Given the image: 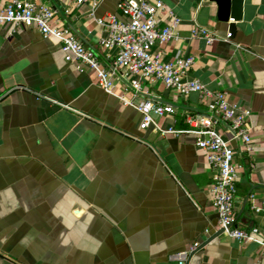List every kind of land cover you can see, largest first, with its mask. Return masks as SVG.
Wrapping results in <instances>:
<instances>
[{"label": "crops", "instance_id": "1", "mask_svg": "<svg viewBox=\"0 0 264 264\" xmlns=\"http://www.w3.org/2000/svg\"><path fill=\"white\" fill-rule=\"evenodd\" d=\"M30 1L53 8L95 50L106 33L97 19L120 16L119 0ZM161 1L180 18L163 60L193 55L191 77L251 111L252 149L235 156V213L240 226L264 232L252 208L264 206V0H243L232 37L215 2ZM196 25L219 38L192 37ZM113 54L100 52L107 66ZM130 78L106 90L64 59L57 38L0 24V264H175L169 256L195 243L185 264H264L261 236L240 242L218 224L214 171L187 122L204 103L155 79L135 92ZM147 99L175 112L152 114L141 129L137 106Z\"/></svg>", "mask_w": 264, "mask_h": 264}, {"label": "built area", "instance_id": "2", "mask_svg": "<svg viewBox=\"0 0 264 264\" xmlns=\"http://www.w3.org/2000/svg\"><path fill=\"white\" fill-rule=\"evenodd\" d=\"M86 1L76 0L78 4ZM117 7L120 16L97 19L106 32L98 40V50L85 46L67 24L59 21L56 11L46 4L8 0L0 9V24L33 27L44 37L57 38L64 59L75 63L77 69L87 67L92 70L97 84L106 90L114 89L121 78L131 75L128 82L135 92L142 91L141 80L155 79L176 94H197L205 109L188 116L187 122L196 130V147L204 152L206 163L214 171L211 203L217 213L218 224L223 233L240 242L250 240L252 235L261 236L260 243L264 250V232L256 226L244 228L238 225L235 213V156L237 150L250 152L252 149L251 111L231 103L224 91H212L197 78L191 77L189 71L195 61L193 55H178L171 60H163V46L178 36L180 18L161 0H119ZM163 12L166 21L159 26ZM191 35L203 38L207 44L219 38L216 32L200 25L192 28ZM106 50L114 51L108 66L100 55ZM129 102L124 100L125 104ZM137 108L142 115L141 129L152 123V114L163 116L175 112L171 103L152 99L145 100ZM222 125L225 132L220 129ZM173 131L172 128L167 130ZM252 208L264 214V206L254 205ZM197 246L198 243H195L190 249L173 253L169 259L175 264H185Z\"/></svg>", "mask_w": 264, "mask_h": 264}, {"label": "water", "instance_id": "3", "mask_svg": "<svg viewBox=\"0 0 264 264\" xmlns=\"http://www.w3.org/2000/svg\"><path fill=\"white\" fill-rule=\"evenodd\" d=\"M210 1L215 2V4L217 5V19L221 22L228 23V32L231 37L234 36L236 31L235 22L241 20L243 15V0H210ZM230 19L232 20V22H229ZM245 203L246 200L243 202V206Z\"/></svg>", "mask_w": 264, "mask_h": 264}, {"label": "trees", "instance_id": "4", "mask_svg": "<svg viewBox=\"0 0 264 264\" xmlns=\"http://www.w3.org/2000/svg\"><path fill=\"white\" fill-rule=\"evenodd\" d=\"M239 225V224H238Z\"/></svg>", "mask_w": 264, "mask_h": 264}]
</instances>
